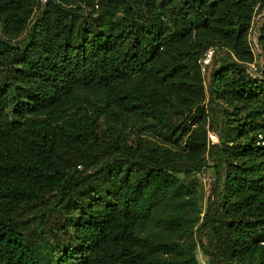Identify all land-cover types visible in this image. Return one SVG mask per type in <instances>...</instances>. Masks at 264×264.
I'll return each mask as SVG.
<instances>
[{
    "label": "trees",
    "instance_id": "16d2710c",
    "mask_svg": "<svg viewBox=\"0 0 264 264\" xmlns=\"http://www.w3.org/2000/svg\"><path fill=\"white\" fill-rule=\"evenodd\" d=\"M262 9L0 0V264H264Z\"/></svg>",
    "mask_w": 264,
    "mask_h": 264
},
{
    "label": "rangeland",
    "instance_id": "374dc122",
    "mask_svg": "<svg viewBox=\"0 0 264 264\" xmlns=\"http://www.w3.org/2000/svg\"><path fill=\"white\" fill-rule=\"evenodd\" d=\"M83 5V4H82ZM84 6V5H83ZM85 8V6L83 7ZM121 15L120 12H116L115 16L119 17ZM264 23V9L261 11H256L255 15L253 17V22H252V27L250 29V34H249V41L251 43V48L253 53L256 56V59L248 65V69L250 72L256 71V67L258 64H261V58L259 57V50L257 46V35H258V28ZM219 53L213 52L211 60L208 64L204 65L203 63L200 64L201 66V72L204 76V82L207 84L208 79H209V71L211 69V63L212 60L215 56H219ZM146 136L149 138H154V140H158L159 137L155 136L153 137L152 133H148ZM209 138V137H208ZM218 140V139H217ZM211 142V140L209 139ZM206 156V154H205ZM208 166L197 172L196 174L188 175L186 176V181H188L190 178H194L196 181V198H197V207L201 211L200 217L202 218L204 215V211L206 210L209 202L212 200V197L210 195V192L212 190L213 186V181H214V168L211 165V162H208ZM195 240V256L196 259L198 260L199 264H206L205 262V257L202 254L201 247L199 246V242L197 241V237L194 236ZM190 241V240H189ZM188 241V243H189ZM203 242H207V239L205 237H202Z\"/></svg>",
    "mask_w": 264,
    "mask_h": 264
},
{
    "label": "built area",
    "instance_id": "2783aa9c",
    "mask_svg": "<svg viewBox=\"0 0 264 264\" xmlns=\"http://www.w3.org/2000/svg\"><path fill=\"white\" fill-rule=\"evenodd\" d=\"M41 3H44L46 0H39ZM212 53H213V49H209L204 56L201 58L200 62L201 64L203 63L204 65L208 64L211 60L212 57ZM202 66V65H201ZM208 137L211 140V143L217 142V136L213 133V132H209L208 133ZM259 141L264 144V138L262 134L258 135Z\"/></svg>",
    "mask_w": 264,
    "mask_h": 264
}]
</instances>
